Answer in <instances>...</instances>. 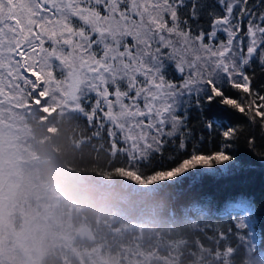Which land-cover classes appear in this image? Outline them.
<instances>
[{
  "label": "snow or ice",
  "instance_id": "snow-or-ice-1",
  "mask_svg": "<svg viewBox=\"0 0 264 264\" xmlns=\"http://www.w3.org/2000/svg\"><path fill=\"white\" fill-rule=\"evenodd\" d=\"M12 102L75 112L144 185L241 172L245 127L253 154L256 128L264 139V0H0V109ZM182 209L208 218L217 264L264 236L243 193Z\"/></svg>",
  "mask_w": 264,
  "mask_h": 264
},
{
  "label": "trees",
  "instance_id": "trees-1",
  "mask_svg": "<svg viewBox=\"0 0 264 264\" xmlns=\"http://www.w3.org/2000/svg\"><path fill=\"white\" fill-rule=\"evenodd\" d=\"M0 122L19 130L23 150V174L29 179L26 198L30 203L47 197L56 203V213L67 220L69 241L75 250L100 248L102 256L112 259L128 249L142 245L144 252L163 251L178 244L182 250L179 264H197L200 251L215 249V243L198 229L208 218L185 214L182 205L189 200L206 198L223 203L230 196L243 193L257 206L256 231L264 232V216L259 212L264 202V162L261 153L264 139L255 130V154L245 136L236 151L245 163L241 172L224 176H204L196 183L144 185L131 174H118L106 150L89 137L79 116L65 109L42 113L27 104L12 102L0 109ZM246 124L244 118L239 121ZM42 200V201H43ZM232 217L211 220L226 228ZM85 227L93 241L81 239L77 231ZM214 235V234H212ZM65 240L50 231L43 243L40 264H79ZM200 242L205 247L199 248ZM62 243V245H61ZM176 243V244H175ZM235 243V241H233ZM198 247L195 259L189 254ZM257 253L264 261V236L258 237ZM228 264H242L243 244L229 250ZM215 264V263H211Z\"/></svg>",
  "mask_w": 264,
  "mask_h": 264
},
{
  "label": "rangeland",
  "instance_id": "rangeland-1",
  "mask_svg": "<svg viewBox=\"0 0 264 264\" xmlns=\"http://www.w3.org/2000/svg\"><path fill=\"white\" fill-rule=\"evenodd\" d=\"M20 141L18 129L0 122V264H40L48 231L65 240L62 243L73 251L79 264L181 263L182 250L176 243L167 250V255L157 248L150 253L144 252L142 245H136L112 259L102 256L100 248L85 249L82 246L79 251L73 249L68 236L70 229L61 224L67 219L56 213V203L52 199L44 201L48 199L45 195L33 203L26 198L30 181L21 170L23 150ZM77 234L81 239H94L85 227H80ZM257 243H253L251 238H243L242 264H264L262 256L257 253ZM217 255L211 250H201L197 264H217ZM228 262L226 259V264Z\"/></svg>",
  "mask_w": 264,
  "mask_h": 264
}]
</instances>
